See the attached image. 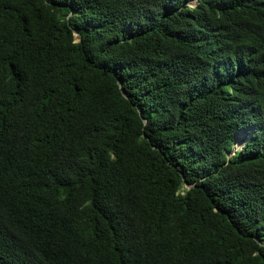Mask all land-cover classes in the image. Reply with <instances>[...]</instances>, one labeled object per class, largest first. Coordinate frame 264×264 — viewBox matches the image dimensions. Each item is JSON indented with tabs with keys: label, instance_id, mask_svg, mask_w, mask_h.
Listing matches in <instances>:
<instances>
[{
	"label": "trees",
	"instance_id": "obj_1",
	"mask_svg": "<svg viewBox=\"0 0 264 264\" xmlns=\"http://www.w3.org/2000/svg\"><path fill=\"white\" fill-rule=\"evenodd\" d=\"M0 264H264V0H0Z\"/></svg>",
	"mask_w": 264,
	"mask_h": 264
},
{
	"label": "rangeland",
	"instance_id": "obj_2",
	"mask_svg": "<svg viewBox=\"0 0 264 264\" xmlns=\"http://www.w3.org/2000/svg\"><path fill=\"white\" fill-rule=\"evenodd\" d=\"M243 139H244V134H243V136H242V141H243ZM242 145V142L241 143H239V146H241ZM242 147V146H241ZM238 148H240V147H237V149Z\"/></svg>",
	"mask_w": 264,
	"mask_h": 264
},
{
	"label": "water",
	"instance_id": "obj_3",
	"mask_svg": "<svg viewBox=\"0 0 264 264\" xmlns=\"http://www.w3.org/2000/svg\"><path fill=\"white\" fill-rule=\"evenodd\" d=\"M122 92H123V94L125 95V92H124V90L122 89Z\"/></svg>",
	"mask_w": 264,
	"mask_h": 264
}]
</instances>
